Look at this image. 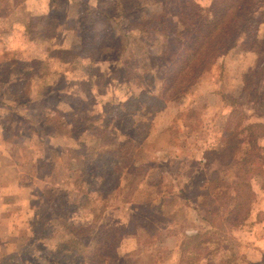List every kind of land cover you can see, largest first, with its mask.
Segmentation results:
<instances>
[{
    "label": "rangeland",
    "instance_id": "374dc122",
    "mask_svg": "<svg viewBox=\"0 0 264 264\" xmlns=\"http://www.w3.org/2000/svg\"><path fill=\"white\" fill-rule=\"evenodd\" d=\"M26 1L4 0V5L0 6V64L5 66L13 58V52L18 51L12 66L17 78L24 76L19 69L21 64L29 69L38 63L42 66L34 74L31 73L32 77H37L38 82L37 87L30 90L29 98L20 95L16 99L15 96L7 95L6 91H3L5 96L0 97V100L12 105L9 109L0 104V264H56L55 261L58 264H137L142 260L141 253L146 254L147 248L154 245L152 236L146 235V231L141 229H137L139 236L135 237L138 245L136 250L126 254L122 253L125 249L119 250L118 258L96 256L94 243L85 246L90 242L89 235L77 236L80 247L78 252L64 251L60 254L55 250L61 242L76 236L78 227L96 220L99 223L102 219L107 224H118L127 213L126 208L130 212L144 214L152 221V213H163L161 215L164 220L160 222L164 228H159L163 229V251L153 253L154 258H164L162 263L171 259L173 250L184 245L187 231L201 228L212 232L214 237L203 249H189L186 253L181 251L180 264H247L230 256L235 250L245 258L249 253H256L252 251L254 246L251 245L253 223L246 224V221V226L241 227L222 223V220L226 215V205L235 201L237 181L244 180L252 185L250 212L257 205L264 206V176L257 172L264 167V163H252L254 169L249 170V162L244 163L245 159L256 154L248 143L239 147L235 161L230 158L226 164H222L218 154L223 146L219 144H226L227 140L235 141L236 138L240 140L242 134H246L238 133V137L229 140L230 126L234 127L245 120L264 123V108L259 105V96H255L258 88L264 90V70L256 76L250 74L253 68L259 65L262 67L264 56L257 47H250L248 36H243L240 45L227 55L207 59L200 67L203 70L201 76L194 81L196 71H193V64L186 65L181 59L189 51L180 50L174 62L168 57H161L159 50L165 48L160 44L165 43V36L160 33V29H150L146 25L153 14L151 11L177 16L174 20H188L190 16L183 15L185 11L177 9H181L187 0L174 2L173 10H167V7L161 5L153 6L152 0H146V24L142 25V29L138 27L139 31L144 32L126 38L123 49L118 44V48L113 50L115 58L109 61L94 60L82 55L77 46L71 43L66 47L67 52L64 50L57 54L40 47L26 31L25 24L32 14L42 11L44 2L36 4ZM164 1L167 5L168 1ZM196 1L208 14H214L228 2ZM245 2L249 11L256 12L254 19L261 18L255 25L259 37L264 40V0ZM72 3H77V0H56V4L51 7L48 4V7L52 9L56 6L57 13L64 17ZM96 6L105 9L100 2ZM188 6L187 13L190 12V4ZM125 28L120 25V31L127 34ZM116 62L119 66L115 67ZM172 77L174 82L170 87L176 90L167 93L165 97L166 81ZM247 78L254 80L248 86ZM246 87H249L246 91L248 96L242 98V90ZM140 92H147L149 96L162 94L165 102L157 112L155 107L149 105V98H145L141 105L138 100L134 103L135 108H139L136 119L145 122L151 131L147 140L134 144L137 148L135 158L138 164L141 161H156L157 164H153L151 170L159 169L163 180L161 196L151 208L136 200L138 195L134 191L135 185H140L134 183L131 168L134 166H131L132 160L126 154L115 169L118 174L122 172L125 176H122L120 182L117 183L111 177L101 186V175H94V167H98L100 159L119 161L118 143L133 134L132 130L124 129V124L118 119L117 113L112 112L114 107H110V104L125 101ZM234 109L245 110V117L239 114L228 118ZM84 117L85 125L81 126L80 121ZM105 122L109 125L106 132L116 134L114 145L109 147L101 145L103 133L100 135L95 130L96 125ZM260 142L262 148L257 151V155L263 156L264 135ZM80 143L86 144L87 148ZM123 150L128 152L127 148ZM13 154L22 163L14 159ZM198 155L207 159L206 164L203 158L200 161L201 166L209 167V176L214 170L220 171L221 179H225L220 189L212 190L211 184L205 182L207 177L194 176V173L201 170L192 168L196 164L195 156ZM228 162L231 164L227 165ZM45 164L51 165L46 168ZM125 166L130 168L129 172L124 170ZM110 183H117L119 187L110 196L104 195L105 191L109 192ZM174 184L182 188L183 195L177 188H171ZM120 189L123 194L119 192ZM125 199L130 203L125 204ZM210 199L214 204L206 206L205 203ZM183 202L185 208L200 204L203 214L208 215V218L201 220L200 215L191 208L190 211L186 209L184 216L182 211L177 212L178 216L169 221L165 217L166 211L173 205L181 207ZM24 203L30 204L36 212L26 213ZM104 207L108 214L102 216L100 210ZM204 208H213L212 214ZM39 213L42 223L35 227L28 226V218ZM188 214L196 222H190ZM263 218L264 209L257 216V219ZM43 220H48L47 224ZM211 220L213 226L209 224ZM142 223L147 227L150 225L149 221Z\"/></svg>",
    "mask_w": 264,
    "mask_h": 264
},
{
    "label": "trees",
    "instance_id": "16d2710c",
    "mask_svg": "<svg viewBox=\"0 0 264 264\" xmlns=\"http://www.w3.org/2000/svg\"><path fill=\"white\" fill-rule=\"evenodd\" d=\"M152 1L153 6L161 5L163 8L167 7V10L170 8L173 10L172 8L174 7V2H179V0H167L168 4L166 5L164 0ZM245 1L246 0H228V2H224L225 4L220 7L217 12L214 14H208L204 11V7L199 2L196 0H187L185 4H182L181 9H177L180 12L181 10L182 12L185 11L183 15L187 14L190 16L188 20H183L181 18L174 20L177 16L173 17L172 14L166 15L165 13L163 14L162 11H151L153 14H151V17L148 18L149 21H147L146 24V21L144 20L147 4L146 0H77V3H72L70 5L68 13H65L64 17L57 13L56 6L52 9L49 8L46 13L32 14L28 19L27 24H25V29L34 38L37 44L40 47L47 48L48 52H52L54 54L61 53L66 50V47L71 43L73 46H77L76 48L82 55L88 56L94 60L101 59L109 61L115 58L113 56V50L118 48V44H121L123 49L125 48L124 43L126 38L144 32L139 31L138 27L142 29L144 26L143 24L145 23L150 29H160V33H163L165 36V43H159L162 48H165L164 50H159L161 52V57H168V59L173 61L174 57H178L180 50L185 51L186 49V51H189L181 59L187 63H185L186 65L190 66L193 64V71H196V76L194 79L195 81L201 76L203 70H201L200 67L204 65L207 59L210 60L219 56L227 55L230 51L235 49L236 46L240 45L243 36H248V43H250V47H257L260 54L264 56V40L259 37L258 30L255 25V23H258L261 18L256 20L254 19L253 15H255L256 12L252 13L249 11ZM52 2L56 4V0H53ZM98 2L101 3V6L104 4L105 9L101 7L98 8L96 6L98 5ZM189 4L190 12L187 13ZM1 5H4V0H0V6ZM72 16L74 18L68 20ZM245 22H253L254 24L246 25ZM97 25H99V29L97 28ZM120 25L122 28L127 27V29L125 28L127 30V34L120 31ZM157 25H159V28H157ZM148 46L152 49L150 45ZM17 52L18 51L13 52V58H10L9 62H6L5 66L0 64V66L2 65V69H0V97L5 96V92L3 91H6L7 95H10L11 97L15 96L16 99H18L20 95L24 97L27 96L29 98L30 90L33 87H37L38 79L37 77H32L31 73L34 74L39 68H42L41 64H35L36 66L34 67L30 66L31 70L27 68V66H22L21 64L20 68H18L23 71L22 76H24L17 78L16 72L12 69V66L15 63L14 58L17 57ZM65 52H67V50ZM124 52L125 50H123V53ZM181 59L179 58V60ZM114 66H119V64L116 62L114 63ZM263 70L264 62L262 63V67L259 65L258 67L253 68L250 74L253 73L252 75L256 76L261 74ZM17 72L20 71L18 70ZM173 79L174 77L167 79V84L165 83L167 85L165 97L167 93H171V91L176 90V88H173L172 86L170 87V85H172L174 82ZM252 79L253 78H247V86L249 83H253L254 80L252 81ZM258 85L259 82L257 86ZM247 89H249V87H246L242 90V98H246L248 96L246 94ZM258 90L255 91V96H259V105L260 107L264 108V90ZM163 96L164 95L162 94L158 96H149L147 92H140L136 94V96L126 99L125 101H117L110 104V107H114L112 112H116L118 119L124 124V129L132 130L133 134L132 136L126 137L122 142L118 143L117 147L120 150L119 161L115 162L112 159L103 161L100 159L98 162V167H94L96 169L94 175H101V186H103L111 177H114L118 183L122 180V176L124 175L122 172L118 174L115 169L117 165L121 164L120 159H122L126 154L130 160H132L131 166H134L131 167L133 175L132 177H134L135 180L134 183L140 185V187L135 185L134 191L138 195L136 200L139 203L144 204L147 208H151L153 204L158 202L162 192L161 187L163 180L160 178L159 169L151 170L153 164H157L156 161L150 160L149 162L151 163L141 161L138 164L137 159L135 158L134 153L137 148L134 146V144L147 140L151 135V131L145 122H143L141 119H136V112L139 110V108L137 107L138 109H136L134 103L135 100H138L141 105V102L145 100V98H149V105L155 107V112H157L164 106L163 103L165 102ZM0 104L6 106L9 109L12 107L10 103L3 100H0ZM233 104L236 105L235 99H233ZM233 104L229 103L231 107H234ZM244 111L245 110L241 111L234 109L227 117L229 118L230 116H236L240 114V116L244 118ZM44 116H46V114H44ZM85 119L86 118L84 117V119L82 118V121H80L81 126L85 125V123H83ZM108 128L109 125L106 122L103 125L95 126V130L100 135L103 133L101 145L105 144L109 147L114 145L116 134H109L106 132L108 131ZM19 129L21 128L19 127ZM242 132H246V134L243 135ZM238 133L242 134V139L239 140L236 138L235 141L232 140L231 142H228L227 140L229 144L227 142L226 144H219L223 146L219 152L220 155L218 154V160L222 164H226L230 158L231 161H235V158L238 157L240 150L239 147H242L243 144L248 143V146L253 148V151L256 155H253L252 157L249 155L248 159H245L244 163L249 162V170H253L254 163H264V155H257V151L261 150L262 148L260 141L264 135V123L247 122L245 120V122H242L234 127L230 126V128H228V139L230 140L234 137H238ZM80 144L82 147L87 148L86 144ZM125 148L128 149V152L123 150ZM79 150L77 151L79 152ZM204 151L205 152H203V155L206 156L207 149ZM213 153L215 152L213 151ZM12 156L14 159L17 158L15 154ZM17 159L19 163H22L19 157ZM195 162L196 164L194 163L192 168L201 170L198 173H194V176L197 178L200 176H205L207 177L205 178V182L207 181V183L211 184L212 190L220 189V186L225 183V179H221L222 177L220 176V171L214 170L209 176L207 172L209 167L207 165L201 166V161L199 160ZM83 164L85 163L83 162ZM230 164L231 162H228L227 165ZM50 165L51 164H45V167L48 168ZM124 168L125 171H130L128 166H125ZM48 171L51 172V170ZM257 172L264 176V167H262L260 171ZM156 176L159 179H157ZM117 183L114 185L110 183L109 192L107 193L106 191H102L104 192L103 194L110 196L113 190L119 187L118 185L116 186ZM236 184L238 189L235 195V201L229 206L226 205V215L222 220V223L229 224L231 226L244 225V223L250 218L251 214L250 204L251 196L253 195L252 185L244 180L237 181ZM176 186L177 184H174V186H171V188H175ZM99 189L102 190L101 187ZM172 190L170 191L171 193ZM119 192L123 194L121 189ZM180 192L182 195L184 194L183 190H180ZM188 202L189 201H187V203ZM126 203H130V201L125 199V204ZM26 204L27 203H24V208H26L25 211L27 210L26 213L32 211L36 212V209L33 210L30 204ZM213 204L214 202L211 199L208 203H205L206 206H212ZM184 205V202L182 206L178 208L173 205L172 208L166 211L165 217L170 221L171 219H174L178 216L177 212L179 211H182V216H184L186 209ZM195 209L197 210L198 216L200 215L201 220L208 218V215L203 214L202 206L200 204H197ZM211 209L204 208V210L210 215L212 214ZM126 210L127 213L122 216L121 221L118 224H107L102 219V221H99V223H97L96 220L90 224L78 227L77 231L75 232L76 236H72L71 238L61 242L57 247H55V250H57V252L60 254H63L64 251L69 253L74 251L78 252L80 247L78 241L79 238L77 236L89 235L91 237L89 240L90 242H88L85 246L94 243L97 251L96 256H114L115 258H118L121 240L128 237L139 236L137 235V229H141V231H146V235L152 236L151 240H153L154 245L147 248V253L144 255V257H142V260L138 261L137 264H152L151 262H153V264H161L164 258H154L153 253L154 251H163V229L159 230V228H164V225L160 222L164 220V217L161 215L163 213H152V221L144 214L142 215L139 213L130 212L129 208H126ZM100 211V213H103L102 216H104L107 213V208L104 207ZM41 219V213L35 217L30 216L28 218V226L35 227L36 225L42 223L40 222ZM43 221V223L47 224L48 220ZM144 221H149L150 225L147 227L144 223H142ZM209 224H212L213 226V220L209 221ZM212 237H214L213 233L208 230L204 231L202 229L196 232H188V234L185 235L186 240L184 245H182L179 249L184 253H186V251L189 249H203L204 247H207L205 244L210 241ZM221 243H223V241ZM223 249H227L225 248V245H223ZM42 252H45V250ZM163 253V256H165V252ZM230 257L235 259L238 258L242 260L241 262L248 263V260L245 258V256L239 255L236 250L232 252ZM230 257L228 258L230 259ZM145 260H147V262ZM55 263L58 264L59 262L55 261Z\"/></svg>",
    "mask_w": 264,
    "mask_h": 264
},
{
    "label": "crops",
    "instance_id": "0c3cea01",
    "mask_svg": "<svg viewBox=\"0 0 264 264\" xmlns=\"http://www.w3.org/2000/svg\"><path fill=\"white\" fill-rule=\"evenodd\" d=\"M52 1L53 0H27L26 3L36 2V4H38L39 2H44L45 4L43 3V5L41 6L42 11L39 12L41 14V13H46L49 10V8L52 6V4H54ZM48 4H49V6L50 5L51 6L48 7ZM204 157H205V155H204ZM202 158H203V155L195 156L196 161L197 160L200 161ZM203 161L206 164L205 158H203ZM175 188H177L179 191L182 190V188H180L178 185ZM256 207H257L256 209L252 210V212L250 214V218L246 222V224L250 223V225L253 223V227H252L253 233L251 236V241H252L251 245L254 246V249L252 251L256 252L255 254L249 253L247 255V257H246V259L248 260V263L246 262L247 264H264V218L263 219H257V216L260 214V212L263 211L264 206H258L257 205ZM191 208L198 215L197 210L195 209V206H192V207H189L186 209L188 211H190ZM186 209H185V212H186ZM189 218H190V215H189ZM190 222H196V220L190 218ZM244 226H246V225H241V227H244ZM192 230L187 231L186 234H188V232H196V231L202 230V229L199 228V229H192ZM259 230H261V231H259ZM121 242H122V244L119 247V250L123 251V249H125L124 252H122L125 254L131 253L132 251L136 250V248L138 246L135 237L124 238L123 240H121ZM131 243H132V245H131ZM138 251H140V250H138ZM144 255H145V252L141 253L142 257H144ZM170 258H171L170 260H165L161 264H180L182 261L181 250L179 248L173 250Z\"/></svg>",
    "mask_w": 264,
    "mask_h": 264
}]
</instances>
